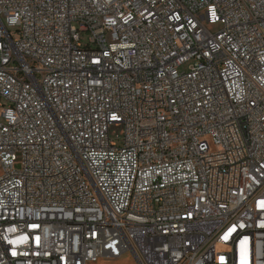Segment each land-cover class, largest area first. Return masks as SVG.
Here are the masks:
<instances>
[{"label": "built area", "instance_id": "built-area-1", "mask_svg": "<svg viewBox=\"0 0 264 264\" xmlns=\"http://www.w3.org/2000/svg\"><path fill=\"white\" fill-rule=\"evenodd\" d=\"M0 169V264H264V0H0Z\"/></svg>", "mask_w": 264, "mask_h": 264}, {"label": "rangeland", "instance_id": "rangeland-1", "mask_svg": "<svg viewBox=\"0 0 264 264\" xmlns=\"http://www.w3.org/2000/svg\"><path fill=\"white\" fill-rule=\"evenodd\" d=\"M219 29H220V26L210 27V30H211L212 32H217V31H219ZM82 42H83V43H86V39L84 38ZM123 134H124V129H123V127H122V126H117V127H113V129L111 130V132H110V137H111V139L116 140L117 137L122 138V137H123ZM1 175H2V170L0 169V176H1ZM125 261H126V260H125ZM121 263H122V262H121ZM121 263H120V264H121ZM129 264H130V263H129Z\"/></svg>", "mask_w": 264, "mask_h": 264}]
</instances>
